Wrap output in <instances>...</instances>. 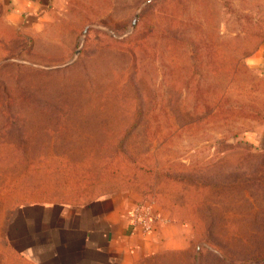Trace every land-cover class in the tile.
<instances>
[{"label": "rangeland", "instance_id": "obj_1", "mask_svg": "<svg viewBox=\"0 0 264 264\" xmlns=\"http://www.w3.org/2000/svg\"><path fill=\"white\" fill-rule=\"evenodd\" d=\"M50 1L46 17L21 20L0 0V233L2 205H82L137 180L150 188L182 159L197 180L255 161L256 229L234 216L252 258L241 245L232 254L225 231L209 236L231 263L264 264V75L248 58L264 43V0ZM26 34L40 36L51 69L19 62ZM135 202L159 213L152 196ZM186 257L163 264H197Z\"/></svg>", "mask_w": 264, "mask_h": 264}, {"label": "crops", "instance_id": "obj_2", "mask_svg": "<svg viewBox=\"0 0 264 264\" xmlns=\"http://www.w3.org/2000/svg\"><path fill=\"white\" fill-rule=\"evenodd\" d=\"M7 4L16 17L25 20L46 17L51 1L7 0ZM26 36L32 38L33 44L22 50L28 57L19 62L30 68L51 69L45 62L49 59L46 51H37L40 36ZM113 54L123 55L115 48H105L102 53ZM248 58L264 75V43ZM260 144L264 150V136ZM179 164L182 170L175 168L165 174L156 170L160 177L149 184L150 188L137 180L94 196L82 205L63 201L2 205L1 210H7L10 217L0 233V258H15L17 264H163L167 258L181 262L189 254L190 258L198 259L197 264H233L225 259L229 257L223 244L209 236L218 229L231 237L228 239L232 254L241 245L245 248L242 258H252L254 240L246 233L239 234L234 216L247 217L255 212L256 194L252 184L256 162H249L242 170L240 166L217 170L211 177L200 172L199 180L189 177L188 171L197 167L190 160L182 159ZM169 166L178 167L172 161ZM240 178L247 185L242 192L235 186ZM147 196L155 200L159 220L144 234L139 227L131 225L130 214L134 202ZM261 196L264 198V191ZM247 221L240 230L254 231L253 221L249 217Z\"/></svg>", "mask_w": 264, "mask_h": 264}, {"label": "built area", "instance_id": "obj_3", "mask_svg": "<svg viewBox=\"0 0 264 264\" xmlns=\"http://www.w3.org/2000/svg\"><path fill=\"white\" fill-rule=\"evenodd\" d=\"M159 220V215L150 205L143 202H135L131 209L130 223L133 227H139L142 233H148Z\"/></svg>", "mask_w": 264, "mask_h": 264}]
</instances>
